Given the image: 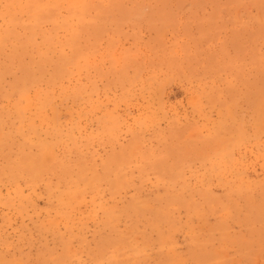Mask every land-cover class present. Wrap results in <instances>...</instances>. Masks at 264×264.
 <instances>
[{
  "label": "rangeland",
  "instance_id": "1",
  "mask_svg": "<svg viewBox=\"0 0 264 264\" xmlns=\"http://www.w3.org/2000/svg\"><path fill=\"white\" fill-rule=\"evenodd\" d=\"M0 264H264V0H0Z\"/></svg>",
  "mask_w": 264,
  "mask_h": 264
},
{
  "label": "bare ground",
  "instance_id": "2",
  "mask_svg": "<svg viewBox=\"0 0 264 264\" xmlns=\"http://www.w3.org/2000/svg\"><path fill=\"white\" fill-rule=\"evenodd\" d=\"M158 2V1H157ZM92 13V12H91ZM53 32V31H52ZM62 58V57H61ZM70 61V60H69ZM78 141V140H77ZM42 146V145H41ZM47 148V147H46ZM8 152V151H7ZM38 152V151H37ZM37 164V163H36ZM31 167V166H30ZM39 172V171H38ZM38 172H37V174H38ZM35 175V174H34ZM137 202V201H136ZM135 202V203H136ZM144 204V203H143ZM139 205V204H138ZM143 206V205H142ZM144 207V206H143ZM149 207V206H148ZM159 210V209H158ZM12 263V262H11Z\"/></svg>",
  "mask_w": 264,
  "mask_h": 264
}]
</instances>
